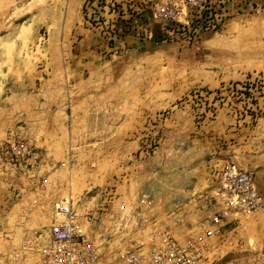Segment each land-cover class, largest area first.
Here are the masks:
<instances>
[{"label":"crops","instance_id":"obj_1","mask_svg":"<svg viewBox=\"0 0 264 264\" xmlns=\"http://www.w3.org/2000/svg\"><path fill=\"white\" fill-rule=\"evenodd\" d=\"M85 1L47 8L46 49L36 46L20 70L0 71V148L16 140L29 148L17 162L0 150V264L48 232L63 200L83 213L109 190L111 211L127 214L144 194L154 205L141 208L158 215L226 164L254 171L264 192V100H114L111 74L164 42L152 14L164 0H107L93 25L83 16ZM222 1L229 12L264 10V0ZM149 131L159 143L142 156Z\"/></svg>","mask_w":264,"mask_h":264},{"label":"built area","instance_id":"obj_2","mask_svg":"<svg viewBox=\"0 0 264 264\" xmlns=\"http://www.w3.org/2000/svg\"><path fill=\"white\" fill-rule=\"evenodd\" d=\"M212 1L164 0L154 3L152 14L169 34L186 26L196 35L219 22L209 12ZM107 6V0H86V22L98 24ZM158 143V135L149 131L139 154L151 155ZM0 150L12 162L29 152L22 140ZM205 182L190 198L158 215L145 213L154 201L144 194L138 204L145 211L135 207L127 214L111 211L115 197L109 190L83 213L71 199L57 202L48 232L25 240L5 264H264V192L256 186L254 171L226 164L211 168Z\"/></svg>","mask_w":264,"mask_h":264},{"label":"rangeland","instance_id":"obj_3","mask_svg":"<svg viewBox=\"0 0 264 264\" xmlns=\"http://www.w3.org/2000/svg\"><path fill=\"white\" fill-rule=\"evenodd\" d=\"M58 1L0 0V71L20 70L36 46L46 49L52 18L47 8ZM216 3L209 9L219 18L214 29L196 35L186 26L172 34L162 30L164 42L149 45V52L111 74V98L264 100V10L229 12L226 3Z\"/></svg>","mask_w":264,"mask_h":264}]
</instances>
